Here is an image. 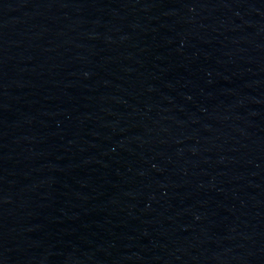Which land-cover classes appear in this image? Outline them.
<instances>
[{"label": "water", "instance_id": "95a60500", "mask_svg": "<svg viewBox=\"0 0 264 264\" xmlns=\"http://www.w3.org/2000/svg\"><path fill=\"white\" fill-rule=\"evenodd\" d=\"M0 264H264V0H0Z\"/></svg>", "mask_w": 264, "mask_h": 264}]
</instances>
